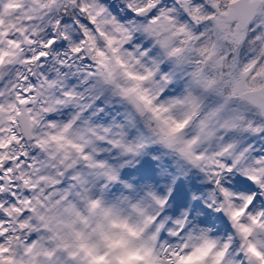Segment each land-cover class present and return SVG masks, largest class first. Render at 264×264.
<instances>
[{"label":"snow or ice","instance_id":"1","mask_svg":"<svg viewBox=\"0 0 264 264\" xmlns=\"http://www.w3.org/2000/svg\"><path fill=\"white\" fill-rule=\"evenodd\" d=\"M0 264H264V0H0Z\"/></svg>","mask_w":264,"mask_h":264}]
</instances>
